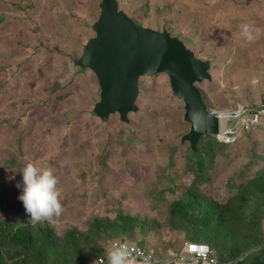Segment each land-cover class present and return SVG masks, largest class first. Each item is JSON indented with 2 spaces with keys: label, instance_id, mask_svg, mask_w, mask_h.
Returning a JSON list of instances; mask_svg holds the SVG:
<instances>
[{
  "label": "rangeland",
  "instance_id": "1",
  "mask_svg": "<svg viewBox=\"0 0 264 264\" xmlns=\"http://www.w3.org/2000/svg\"><path fill=\"white\" fill-rule=\"evenodd\" d=\"M100 2L0 0V219L47 224L61 237L87 231L95 217L128 214L157 223L152 242L135 232L133 244L175 264L166 250L183 248L168 231L164 192L233 195L264 157V0H117L137 24L210 61L211 80L196 86L234 133L229 143L201 137L210 154L200 171L181 141L190 125L167 75L139 79L127 123L93 114L96 76L74 61L95 35Z\"/></svg>",
  "mask_w": 264,
  "mask_h": 264
},
{
  "label": "trees",
  "instance_id": "2",
  "mask_svg": "<svg viewBox=\"0 0 264 264\" xmlns=\"http://www.w3.org/2000/svg\"><path fill=\"white\" fill-rule=\"evenodd\" d=\"M209 154L199 148L192 153L194 167L200 171ZM254 158L258 171L233 195L178 187L164 192L170 197L168 231L183 233L189 243L207 245L215 264H233L264 251V157ZM156 226L117 213L113 219L95 217L85 232L67 229L57 237L47 224L0 219V264H90L116 241L132 242L137 229L148 233Z\"/></svg>",
  "mask_w": 264,
  "mask_h": 264
},
{
  "label": "water",
  "instance_id": "3",
  "mask_svg": "<svg viewBox=\"0 0 264 264\" xmlns=\"http://www.w3.org/2000/svg\"><path fill=\"white\" fill-rule=\"evenodd\" d=\"M99 9L91 27L95 35L74 61L75 66L96 76L100 92L93 114L102 121L118 114L127 123L128 115L138 111L139 79L165 74L173 95L184 103L183 119L190 125L181 141H187L196 153L203 135L214 137L221 129L220 116L207 109L196 86L211 80L210 61L197 58L166 30L137 24L119 8L117 0H101Z\"/></svg>",
  "mask_w": 264,
  "mask_h": 264
},
{
  "label": "built area",
  "instance_id": "4",
  "mask_svg": "<svg viewBox=\"0 0 264 264\" xmlns=\"http://www.w3.org/2000/svg\"><path fill=\"white\" fill-rule=\"evenodd\" d=\"M217 114L221 116L219 113ZM225 125V130H220V132L214 136V138L221 143H229V138L232 137L234 133L228 129L226 121ZM129 260L140 261L146 264L162 263V260H159L154 249L144 248L130 242L120 241L112 245V247L107 250L105 255L98 257L95 264H115L120 261ZM168 262H203L215 264L217 260L207 245L190 243L188 246L183 248L182 251L172 252L169 255Z\"/></svg>",
  "mask_w": 264,
  "mask_h": 264
},
{
  "label": "crops",
  "instance_id": "5",
  "mask_svg": "<svg viewBox=\"0 0 264 264\" xmlns=\"http://www.w3.org/2000/svg\"><path fill=\"white\" fill-rule=\"evenodd\" d=\"M136 235H140L141 237H137L136 239L141 240V241H145V239L148 237V239H150L149 241H151L152 238H154L156 236V233L154 231H149L148 233L146 232H142L140 229H137L136 231ZM170 233H178L177 235V240H179V242L181 243V247L185 248L186 246H188L190 243L184 240V234L183 233H179V232H174V231H169ZM180 234V235H179ZM171 236V235H170ZM152 242V241H151ZM130 243H134V241L130 242ZM152 249L155 250L157 257L159 258V260H163L161 259V257L159 256V253L161 252L160 249L158 248H154V247H150ZM166 252L169 254H171V250H166ZM196 264H205L202 262H193ZM115 264H146V263H142L140 261H135V260H129V261H120L117 262ZM160 264H166V263H160ZM174 264V263H172ZM175 264H184V263H175ZM192 264V263H189ZM233 264H264V251H254L252 253H250L248 256L241 258L239 261L233 263Z\"/></svg>",
  "mask_w": 264,
  "mask_h": 264
},
{
  "label": "bare ground",
  "instance_id": "6",
  "mask_svg": "<svg viewBox=\"0 0 264 264\" xmlns=\"http://www.w3.org/2000/svg\"><path fill=\"white\" fill-rule=\"evenodd\" d=\"M221 116V128H222V126L225 128L226 127V125H225V118H223V115H225V114H220ZM229 119V118H228Z\"/></svg>",
  "mask_w": 264,
  "mask_h": 264
}]
</instances>
